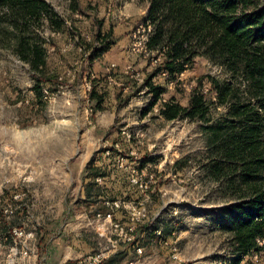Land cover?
<instances>
[{
  "label": "rangeland",
  "instance_id": "rangeland-1",
  "mask_svg": "<svg viewBox=\"0 0 264 264\" xmlns=\"http://www.w3.org/2000/svg\"><path fill=\"white\" fill-rule=\"evenodd\" d=\"M48 1L72 29L43 31L56 45H48V62L61 80L54 93L44 90L45 104L35 102L31 65L12 49H0V264H44L45 239L58 221L66 237L83 238L92 253L108 256V264H229L227 235L211 221L227 202L202 170L208 147L203 123L169 121L156 108L144 115V92L117 110L115 90L130 68L139 82L145 76L139 57L145 30L134 26L148 3L79 0L78 10L70 0ZM96 19L105 20L104 31L113 28L116 43L89 69V51L83 61L75 45L81 35L93 45ZM208 74L230 78L198 57L179 81L189 93ZM94 78L107 94L97 113L89 99ZM109 201L124 204L112 222L98 217L113 212ZM125 234L132 240H123ZM246 259L263 264L258 256Z\"/></svg>",
  "mask_w": 264,
  "mask_h": 264
},
{
  "label": "trees",
  "instance_id": "trees-1",
  "mask_svg": "<svg viewBox=\"0 0 264 264\" xmlns=\"http://www.w3.org/2000/svg\"><path fill=\"white\" fill-rule=\"evenodd\" d=\"M70 1L80 10L79 0ZM141 1L148 9L134 28L145 30L139 53L145 76L139 82L130 68L115 90L117 110L144 92V115L156 108L169 121L203 123L208 147L202 170L227 202L211 221L227 235L229 264H250L248 256L264 264V0ZM104 25L105 20L96 19L93 45L84 35L75 45L83 61L89 51V69L116 43L113 28L104 31ZM47 28L55 33L72 29L48 0H0V49H12L31 65L39 106L46 103L44 90L54 93L61 84L49 66L48 45H56L44 37ZM198 57L219 65L230 78L202 76L187 93L179 78ZM91 83L89 99L97 113L107 94L98 90L101 83L95 78Z\"/></svg>",
  "mask_w": 264,
  "mask_h": 264
},
{
  "label": "crops",
  "instance_id": "crops-1",
  "mask_svg": "<svg viewBox=\"0 0 264 264\" xmlns=\"http://www.w3.org/2000/svg\"><path fill=\"white\" fill-rule=\"evenodd\" d=\"M54 226V227H53ZM51 232L47 236L45 248L44 264H71L75 259H78L84 254H91L93 248L88 243L81 239H70L65 235V229L58 221L49 229Z\"/></svg>",
  "mask_w": 264,
  "mask_h": 264
},
{
  "label": "built area",
  "instance_id": "built-area-1",
  "mask_svg": "<svg viewBox=\"0 0 264 264\" xmlns=\"http://www.w3.org/2000/svg\"><path fill=\"white\" fill-rule=\"evenodd\" d=\"M133 181L135 183H140L141 187H144V183L140 182L138 179H133ZM107 205L109 206V209L112 210L113 212H108L106 214H102L99 213L98 217H103L104 219H109L112 222V218H113V213L114 211H116L117 209H120L121 207L124 206V204L119 201H109L107 202ZM114 226L117 228V230L120 228V225L118 223H114ZM134 228L135 226L131 229L132 232H134ZM14 234L16 235H22V231H18V229L13 230ZM124 231V228H121V233ZM124 233V232H123ZM123 240H128L131 241L132 238L129 237V234H125ZM139 251L141 252V249H139ZM108 256L103 253V252H94L91 253L85 257H82L81 259L73 262L72 264H101Z\"/></svg>",
  "mask_w": 264,
  "mask_h": 264
}]
</instances>
